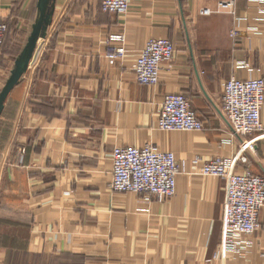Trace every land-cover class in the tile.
I'll return each instance as SVG.
<instances>
[{
	"label": "crops",
	"instance_id": "0c3cea01",
	"mask_svg": "<svg viewBox=\"0 0 264 264\" xmlns=\"http://www.w3.org/2000/svg\"><path fill=\"white\" fill-rule=\"evenodd\" d=\"M220 1L231 0H135L116 14L101 0H50L46 34L0 114V264H264V207L260 228L223 248L224 180L192 163L235 155L253 138L256 153L235 170L264 176V129L231 136L222 108L232 76L264 78V0H233L234 14L217 11ZM38 2L0 0L10 75ZM116 33L127 51L114 60ZM150 38L176 46L155 86L134 72ZM168 93L186 94L205 129H159ZM146 144L175 152L174 197L112 189L114 148Z\"/></svg>",
	"mask_w": 264,
	"mask_h": 264
},
{
	"label": "built area",
	"instance_id": "2783aa9c",
	"mask_svg": "<svg viewBox=\"0 0 264 264\" xmlns=\"http://www.w3.org/2000/svg\"><path fill=\"white\" fill-rule=\"evenodd\" d=\"M135 0H101L106 12L125 14ZM229 9L234 14V1H220L217 11ZM212 11L203 8L201 14ZM9 26L0 21V58ZM233 31L232 36H236ZM116 45L110 46L111 59L123 58L126 54L125 36L121 33L110 37ZM176 54V46L169 38H150L139 53L135 67L136 81L142 85L155 86L161 79L162 66ZM264 106V78H237L232 76L225 83L222 108L231 128V136L252 137L264 129L261 118ZM158 128L163 131H202L205 122L192 107L184 93H168L162 104ZM253 138L241 145L232 156L217 157L206 161L200 157L192 159L203 175L216 176L224 180L226 201L222 215L223 245L232 247L236 236L252 235L260 228L259 215L264 207V176L252 172H236L238 163L249 162V153H256ZM181 165L173 151L160 150L146 144L141 147L117 146L113 151L114 191L142 193L147 200L172 198L177 193ZM219 253L215 254L217 258Z\"/></svg>",
	"mask_w": 264,
	"mask_h": 264
},
{
	"label": "water",
	"instance_id": "95a60500",
	"mask_svg": "<svg viewBox=\"0 0 264 264\" xmlns=\"http://www.w3.org/2000/svg\"><path fill=\"white\" fill-rule=\"evenodd\" d=\"M50 0H39L38 6L41 11L39 20L35 23L32 35L29 38V42L24 51L16 61L15 68L12 70L10 77L0 92V114L2 113L5 105V101L14 88V86L20 81L24 72L26 71L30 59L32 58L36 44L40 37L45 36V30L50 19V13L48 12Z\"/></svg>",
	"mask_w": 264,
	"mask_h": 264
},
{
	"label": "rangeland",
	"instance_id": "374dc122",
	"mask_svg": "<svg viewBox=\"0 0 264 264\" xmlns=\"http://www.w3.org/2000/svg\"><path fill=\"white\" fill-rule=\"evenodd\" d=\"M9 47L4 49L0 58V89L6 84L7 78L10 75V70L13 66V55L10 53ZM14 54V53H13Z\"/></svg>",
	"mask_w": 264,
	"mask_h": 264
}]
</instances>
